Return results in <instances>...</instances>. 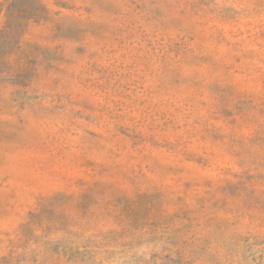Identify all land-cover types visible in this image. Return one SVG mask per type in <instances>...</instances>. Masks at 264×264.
<instances>
[{"label": "rangeland", "instance_id": "1", "mask_svg": "<svg viewBox=\"0 0 264 264\" xmlns=\"http://www.w3.org/2000/svg\"><path fill=\"white\" fill-rule=\"evenodd\" d=\"M0 264H264V0H0Z\"/></svg>", "mask_w": 264, "mask_h": 264}]
</instances>
